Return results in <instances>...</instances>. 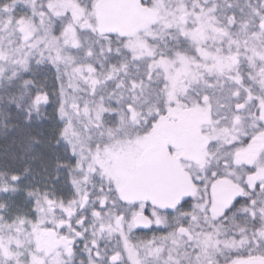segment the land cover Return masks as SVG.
Masks as SVG:
<instances>
[{
    "label": "snow or ice",
    "instance_id": "snow-or-ice-1",
    "mask_svg": "<svg viewBox=\"0 0 264 264\" xmlns=\"http://www.w3.org/2000/svg\"><path fill=\"white\" fill-rule=\"evenodd\" d=\"M0 264H264V0H0Z\"/></svg>",
    "mask_w": 264,
    "mask_h": 264
}]
</instances>
